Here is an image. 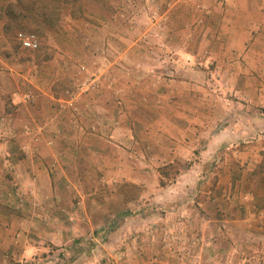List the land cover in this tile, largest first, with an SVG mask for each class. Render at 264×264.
Here are the masks:
<instances>
[{"label": "rangeland", "instance_id": "374dc122", "mask_svg": "<svg viewBox=\"0 0 264 264\" xmlns=\"http://www.w3.org/2000/svg\"><path fill=\"white\" fill-rule=\"evenodd\" d=\"M69 3L42 9L48 17L57 12L52 26L36 23L0 40L3 57L49 73L53 97L52 111L37 116L40 92L21 80L17 106L34 111L20 129L0 121V136L29 138L16 150L19 160L41 141L54 153L41 161L51 180L45 193L9 163L2 169L0 264H264V209L253 198L264 196V176L250 179L263 159L264 130L253 124L264 121V103L245 107L243 67L237 58L228 62L231 5ZM18 32L34 33L39 50L21 48ZM4 106L7 120L18 115L9 96ZM191 121L195 148L174 157L162 127ZM230 122L241 125L245 142L223 143L229 140L219 131ZM125 125L131 134L117 145L113 133Z\"/></svg>", "mask_w": 264, "mask_h": 264}, {"label": "crops", "instance_id": "0c3cea01", "mask_svg": "<svg viewBox=\"0 0 264 264\" xmlns=\"http://www.w3.org/2000/svg\"><path fill=\"white\" fill-rule=\"evenodd\" d=\"M227 1L231 5V18L227 20V24L224 25L225 32L227 33L224 37V45H226L228 48L226 50L228 62H231L237 58L243 67L241 69L242 75L240 76V80H243V85H241L239 89V94L248 98L242 99L247 105L245 107L248 108V102L252 105H254L255 101L259 100L264 103V85L261 83V81H264V0ZM6 2L7 0H0V40L3 41V27L6 22L4 13ZM9 2L10 1L7 3ZM237 16H239V18H237ZM95 39L100 38L95 37ZM2 44L6 45L5 42H2ZM1 49L2 46H0V50ZM12 60L13 59H7L3 57L2 54H0V65L3 64L5 70V73L0 72V121H5L6 125H10L14 128L19 127L20 129V123L25 120L26 115H30V113L34 111L29 107L27 108L25 106H17L18 93L20 92L19 84L23 83L21 80L28 79L31 84H33V86L40 92L37 108L34 111L37 116H39L40 113L45 114L49 111H52V103L49 101V98L53 99L52 95L50 94L52 84L46 85V80L49 77V73L45 72L43 67L21 65L17 62L14 63ZM29 72H31V75ZM10 75L13 76L12 81L9 79ZM7 96H9L11 99L13 112L18 113L14 119L7 120L5 115L4 99ZM99 105H101V103ZM255 105L257 106V104ZM110 108L111 111L107 110V114L111 113V116L114 117L112 105ZM101 110V112L104 111L103 108H101ZM105 117L106 119H110V117L107 115ZM256 120H258V118H256ZM256 120L253 126H255L257 131L262 132L264 130V121ZM166 126L165 128L162 127L163 131L161 132V135L164 136L166 142L165 144L167 147H169V151L173 154V156H183L181 154H185L186 152L188 153L187 150L193 147L196 143V134H199L198 129L193 125V121H191L192 127L189 128ZM56 127L57 122L51 121L49 131L52 132V130H54ZM237 128L240 131L241 125L239 126V123L235 124V122H230L223 127L222 131H219L221 132L219 133L220 138L221 136H224L221 134H227V139L229 141H224L223 143H235L237 141L245 142L244 135L242 137L240 132L236 131ZM20 134L21 131H16L14 136H17L15 138L13 137L12 141H6L0 136V176L3 174L2 169L8 167L7 163H9L14 168H16V171L18 169L21 174L27 176V178L29 177L28 181H37L36 186L38 189L36 190H40L42 193H45V191L51 187V180L47 174L46 168L43 166V162L41 161L43 160L46 162L50 156H54V153L48 155L50 150L47 151L43 147V143L41 141L37 146L35 153H28L25 157L21 156V160H19L17 158L16 150H18L19 144L29 140V138L22 137ZM130 134V126L126 127L125 125L115 128L113 133L114 143L117 145L123 144L126 146V137L128 138ZM47 135H49V132L44 134V137ZM63 153L65 154V159L70 160L71 156L68 155L66 151ZM173 156L169 155V157ZM72 170L76 171L77 168H75L73 165L72 169L66 172L71 173ZM39 196L42 195L39 194ZM2 233L3 232H0V236ZM3 247L4 245L0 242V252L2 251L1 249Z\"/></svg>", "mask_w": 264, "mask_h": 264}, {"label": "trees", "instance_id": "16d2710c", "mask_svg": "<svg viewBox=\"0 0 264 264\" xmlns=\"http://www.w3.org/2000/svg\"><path fill=\"white\" fill-rule=\"evenodd\" d=\"M65 1L67 3L70 2V5L72 3L73 6H77L79 4V0ZM58 3H60V0H48L47 5L41 4V0H16L15 3H12L5 8V16L7 18V22L4 25L3 30L5 36L9 38V40H11L12 35H14L16 31L24 29H28L29 31H31L30 26L35 25L36 23L39 24L44 22L52 26L53 22H55L56 18L54 16L57 15V12H55V14L51 13L48 17L46 12H43L42 9L46 10L47 8H49L56 11ZM78 8H80V5L76 7V9ZM34 30H32V32ZM27 50L30 52H35L39 50V46L36 49ZM262 176H264V152L263 159L256 165L255 169L251 171L250 179L261 178ZM239 177L240 176L237 175L235 178L238 179ZM253 198L255 200L254 207L260 210L264 209V196H260L259 192H254Z\"/></svg>", "mask_w": 264, "mask_h": 264}, {"label": "built area", "instance_id": "2783aa9c", "mask_svg": "<svg viewBox=\"0 0 264 264\" xmlns=\"http://www.w3.org/2000/svg\"><path fill=\"white\" fill-rule=\"evenodd\" d=\"M16 40L23 49H36L40 44L37 36L32 33L18 32L16 34ZM24 98L30 99V95H26Z\"/></svg>", "mask_w": 264, "mask_h": 264}]
</instances>
